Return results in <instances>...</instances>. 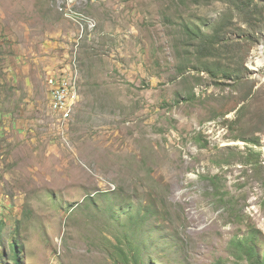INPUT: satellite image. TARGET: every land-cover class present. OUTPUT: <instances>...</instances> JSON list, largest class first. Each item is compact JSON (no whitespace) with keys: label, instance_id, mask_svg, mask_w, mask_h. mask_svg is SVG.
I'll list each match as a JSON object with an SVG mask.
<instances>
[{"label":"rangeland","instance_id":"1","mask_svg":"<svg viewBox=\"0 0 264 264\" xmlns=\"http://www.w3.org/2000/svg\"><path fill=\"white\" fill-rule=\"evenodd\" d=\"M0 264H264V0H0Z\"/></svg>","mask_w":264,"mask_h":264},{"label":"bare ground","instance_id":"2","mask_svg":"<svg viewBox=\"0 0 264 264\" xmlns=\"http://www.w3.org/2000/svg\"><path fill=\"white\" fill-rule=\"evenodd\" d=\"M78 76H79V70L76 67L75 74L73 76H66L64 79L61 80V83H55L54 84V81H56V80H54V81L51 80V84H52L51 86H53V89L56 88L57 85H59V87L56 88L55 92H53V90H52V92L54 93V94L52 93L53 94V101L52 102L55 103L56 96H61L58 100V105L55 103L54 110L61 111V110L68 109L71 98L73 99V97H76V94H77L76 89L78 87ZM55 85H56V87H55ZM72 104H73V102H72Z\"/></svg>","mask_w":264,"mask_h":264},{"label":"built area","instance_id":"3","mask_svg":"<svg viewBox=\"0 0 264 264\" xmlns=\"http://www.w3.org/2000/svg\"><path fill=\"white\" fill-rule=\"evenodd\" d=\"M53 81H54V79H53ZM55 83H61V81H54V84ZM61 96H56V99H55V103L58 105V100H59V98H60Z\"/></svg>","mask_w":264,"mask_h":264},{"label":"trees","instance_id":"4","mask_svg":"<svg viewBox=\"0 0 264 264\" xmlns=\"http://www.w3.org/2000/svg\"><path fill=\"white\" fill-rule=\"evenodd\" d=\"M201 35V34H200Z\"/></svg>","mask_w":264,"mask_h":264}]
</instances>
